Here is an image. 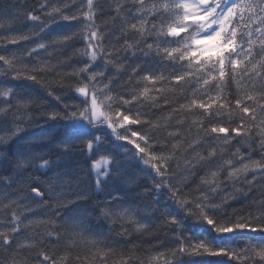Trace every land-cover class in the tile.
<instances>
[{
    "label": "snow or ice",
    "instance_id": "1",
    "mask_svg": "<svg viewBox=\"0 0 264 264\" xmlns=\"http://www.w3.org/2000/svg\"><path fill=\"white\" fill-rule=\"evenodd\" d=\"M0 28L9 31L0 37V151L28 138L33 100L13 81L41 84L51 73L63 88L74 78L67 88L78 102L56 95L63 109L47 115L63 129L55 144L82 150L96 190L115 189L84 207L87 195L64 196L68 173L47 154L12 152L9 174L0 172V264H264V0H9ZM120 150L151 177L142 190L120 187L135 183ZM238 199L246 211H229ZM33 205L47 219L33 218ZM154 219L172 234L163 250V241L142 249L125 239L151 233ZM104 221H121L120 240L107 242ZM35 226L45 230L29 235Z\"/></svg>",
    "mask_w": 264,
    "mask_h": 264
},
{
    "label": "trees",
    "instance_id": "2",
    "mask_svg": "<svg viewBox=\"0 0 264 264\" xmlns=\"http://www.w3.org/2000/svg\"><path fill=\"white\" fill-rule=\"evenodd\" d=\"M12 4H16L17 0H10ZM21 3H24L25 0H20ZM27 5L31 7H39V0H26ZM46 2H51V0H46ZM9 0H0V15L3 14V9L8 7ZM7 22V20L3 21ZM97 23H100V20H97ZM17 28H22L25 32L32 31V27L30 24L23 20H19ZM38 30V28L36 29ZM9 35V31L7 28H0V37ZM52 35V31L44 33L42 35V39L48 40ZM2 43V41H0ZM36 43V39L29 40L27 42H22L19 45H11L7 46V51L19 50L20 52L23 51L24 48L28 47L29 45H33ZM76 47H83L82 43H77ZM51 50V49H50ZM70 51V49H69ZM0 54H6V51L3 48H0ZM41 60H45L48 57L43 52L38 57ZM77 57H73L71 64H75ZM55 63V61H52ZM2 63V62H0ZM99 63V61H98ZM79 67V65H76ZM65 72H70L72 69L70 66H64L62 68ZM59 78L54 76L53 74L49 73L45 79L42 81L41 84L33 83L30 81H23V82H16L13 81L12 83H22L24 87L18 88L17 90L22 93H28L30 99L33 100V103L27 109L28 116L31 118L24 127L27 129V136L28 138L23 140H18L15 142H10L7 147L9 151H0V157H5L3 161H0V172L8 173V169L10 165L8 160L15 159L11 153H28L32 151H36L38 154H47V156L56 161V167L61 171H66L68 173V178L70 183L65 185L64 196L68 199H73L77 195H87L89 199L87 201L82 202L84 207L92 208L98 203H103L105 199L108 197L110 192H114L115 189L111 186L112 182H109V185L105 187L102 184L103 190H96L92 176L88 173V164L89 161L85 155L82 154V150L77 147L71 149L67 154H64L62 149L57 147L55 144V139L58 136L63 134V129L59 127L58 122H53L47 119V115L52 112H61L63 109V104L61 101L65 103H76L78 101L71 99L73 97V93L67 88V83L72 82L74 83V78L69 81L65 78V86L61 88L56 81ZM51 90L53 92L52 96L47 94V90ZM59 95L61 97V101H57L54 97ZM175 99V97H174ZM40 125H43L41 127ZM0 135L7 136V133H3ZM21 135H25L22 133ZM121 151L120 159L124 164L123 171L127 174L131 181L135 183H128V184H120V187L127 191L129 188H136L138 185L140 186V190H142V185L144 183H150L151 177H149L146 172L141 171L142 165H138V161L132 158V154L130 152L124 153L123 150ZM23 158V157H21ZM80 176L82 179L79 184L75 182H71L72 177ZM17 186L13 185L12 188L8 189V193L10 194ZM5 191V186L0 184V193ZM2 198V197H0ZM149 202L144 199L138 200L137 205L143 209L144 203ZM51 203V202H50ZM35 211L30 215L33 218L38 219H47V216L44 215L48 212V209L44 207L37 208L33 205ZM235 209L237 212L246 211V202H242L240 199L237 201L232 202L231 208L229 211ZM19 211V210H18ZM147 214V213H145ZM94 215V214H93ZM158 216L159 213L154 214ZM23 218V217H22ZM162 219V218H161ZM95 223H101L98 219L94 221ZM105 227L102 229L103 231L107 232V228L111 227L113 231L107 232V236L112 237L113 240L107 241L108 243H114L115 240H120L121 237L116 236V231H120V224L121 221H116L113 224H110L107 221L103 222ZM131 225L125 222V228L131 230ZM151 233H136L134 231H130V238L133 243L140 246L142 249H148L152 245L158 243V241H163V244H160L161 250H163L164 244L171 243V233L168 232L166 228L161 226L160 220H155L151 225ZM45 229H41L38 226H35L33 229H30L28 234L31 235L33 232H41ZM158 238V239H157ZM57 251H60L62 248L61 246L53 245ZM88 249L87 245L81 244L80 251L82 254L86 253ZM138 254L143 256V251H138ZM99 264V262H97Z\"/></svg>",
    "mask_w": 264,
    "mask_h": 264
}]
</instances>
